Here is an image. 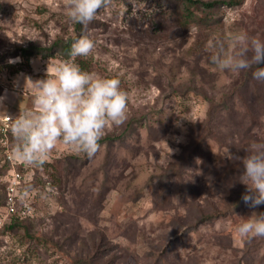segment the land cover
<instances>
[{
    "label": "rangeland",
    "instance_id": "obj_1",
    "mask_svg": "<svg viewBox=\"0 0 264 264\" xmlns=\"http://www.w3.org/2000/svg\"><path fill=\"white\" fill-rule=\"evenodd\" d=\"M245 33L264 41V0L186 28L176 0H112L86 28L69 18L65 0H0L2 88L21 48L87 34L96 46L79 58L89 73L120 79L125 123L135 122L122 140L111 138L125 123L109 125L110 140L91 159L57 144L42 167L15 158L12 134L14 165L0 149V215L12 170L30 187L20 204L32 215L0 233V264H264V237L241 239L236 230L237 217L264 205L235 209L247 193L243 165L226 158L264 143V81L253 78L264 64L232 72L211 61L214 45L238 51L234 37ZM62 60L33 58L30 78L46 79Z\"/></svg>",
    "mask_w": 264,
    "mask_h": 264
},
{
    "label": "clouds",
    "instance_id": "obj_2",
    "mask_svg": "<svg viewBox=\"0 0 264 264\" xmlns=\"http://www.w3.org/2000/svg\"><path fill=\"white\" fill-rule=\"evenodd\" d=\"M112 0H65L68 16L85 28L108 7ZM238 51L226 53L213 46L211 61L220 70L239 72L253 65L264 64V41L246 33L234 37ZM95 41L87 34L72 44L69 59L59 61L47 78L30 83L35 93L36 111L11 119L4 113L17 143L13 148L16 159L34 167H42L57 144L71 146L77 154L93 158L102 148L100 143L109 125L121 126L127 120L128 92L119 78L98 77L81 69L76 57H88ZM249 52L252 53L249 57ZM253 78L264 81V67H257ZM171 151V150H170ZM226 158L242 161L241 183L247 188L242 196L252 208L264 205V143L253 142L244 157L229 150ZM27 192V190H26ZM237 233L241 239L264 237V212H252L237 217Z\"/></svg>",
    "mask_w": 264,
    "mask_h": 264
},
{
    "label": "trees",
    "instance_id": "obj_3",
    "mask_svg": "<svg viewBox=\"0 0 264 264\" xmlns=\"http://www.w3.org/2000/svg\"><path fill=\"white\" fill-rule=\"evenodd\" d=\"M245 0H212V1H204V0H176L177 2V8L179 11V18L180 23L183 27H188L192 23L196 26H203L206 27L208 25V21L211 19V16L213 12L221 10L223 8H235L244 3ZM72 43L68 39L66 41L59 40L55 42L52 46L48 48H42L34 44H29L27 47L21 48L20 53L17 55L20 58V62L18 64V67L15 68L12 72V76L14 77L16 75H29L31 72V61L33 58H52L55 56V54H60V57L63 60L69 59V53L71 50ZM75 63L79 64L81 69L84 71L89 72L90 63H88L86 60L81 59L79 57L75 58ZM10 77V78H11ZM3 88L0 86V94L2 92ZM34 99V96H29V101ZM135 122H128L123 125V132L111 139H123L127 135L130 134ZM135 127V126H134ZM9 140L11 142L12 140V132H11V126L9 131ZM110 140L108 137H104L101 139L100 143L103 141ZM3 150V149H2ZM28 184V183H27ZM27 184L22 185L20 188L18 198L22 197V195L26 194V190H28L30 187L27 186ZM25 190V192H24ZM6 192V191H5ZM243 196V195H242ZM5 198V194L3 199ZM3 203H5L3 201ZM2 203L1 206L4 204ZM241 204L242 206L246 204L243 199L240 200V202L236 205L235 209ZM241 206V207H242ZM221 214H224L221 213ZM218 215V214H217ZM213 218H215V215L209 214L205 218L207 221H211ZM29 219V217L25 218H11V221L7 224H5L2 229L0 230L1 234H10L14 233L16 229H18L21 226L26 225V221ZM38 241H42L41 239H38ZM86 264H100L97 258L95 257H89L87 259Z\"/></svg>",
    "mask_w": 264,
    "mask_h": 264
},
{
    "label": "built area",
    "instance_id": "obj_4",
    "mask_svg": "<svg viewBox=\"0 0 264 264\" xmlns=\"http://www.w3.org/2000/svg\"><path fill=\"white\" fill-rule=\"evenodd\" d=\"M13 119L10 115H7ZM9 131L10 124L4 117L0 118V147L3 149L5 157L14 165V159L9 150ZM23 173L12 170L7 180L6 193H5V206L4 212L0 215V230L2 227L11 221V218H25L30 217L31 211L26 205H21V197L18 198L20 188L24 184Z\"/></svg>",
    "mask_w": 264,
    "mask_h": 264
},
{
    "label": "crops",
    "instance_id": "obj_5",
    "mask_svg": "<svg viewBox=\"0 0 264 264\" xmlns=\"http://www.w3.org/2000/svg\"><path fill=\"white\" fill-rule=\"evenodd\" d=\"M30 75H16L11 78L9 87H3L0 94V113L10 115L13 119L20 114H26L36 111L34 99L29 101V96H35L30 83H26ZM34 81L33 77L30 78ZM2 116H0L1 118ZM2 150V148L0 147ZM10 150V149H9ZM12 154V151H10ZM13 156V155H12ZM17 161L15 158H13ZM19 162V161H18Z\"/></svg>",
    "mask_w": 264,
    "mask_h": 264
}]
</instances>
